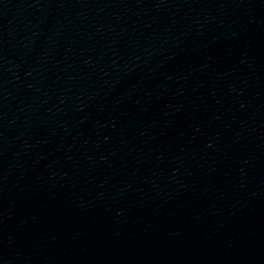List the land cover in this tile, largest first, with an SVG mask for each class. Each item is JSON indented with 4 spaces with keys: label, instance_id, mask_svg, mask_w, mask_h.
<instances>
[{
    "label": "water",
    "instance_id": "1",
    "mask_svg": "<svg viewBox=\"0 0 264 264\" xmlns=\"http://www.w3.org/2000/svg\"><path fill=\"white\" fill-rule=\"evenodd\" d=\"M0 264H264V0H0Z\"/></svg>",
    "mask_w": 264,
    "mask_h": 264
}]
</instances>
